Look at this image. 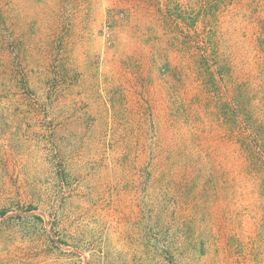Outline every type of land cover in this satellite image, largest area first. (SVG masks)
<instances>
[{
  "label": "rangeland",
  "instance_id": "obj_1",
  "mask_svg": "<svg viewBox=\"0 0 264 264\" xmlns=\"http://www.w3.org/2000/svg\"><path fill=\"white\" fill-rule=\"evenodd\" d=\"M0 264H264V0H0Z\"/></svg>",
  "mask_w": 264,
  "mask_h": 264
},
{
  "label": "built area",
  "instance_id": "obj_2",
  "mask_svg": "<svg viewBox=\"0 0 264 264\" xmlns=\"http://www.w3.org/2000/svg\"><path fill=\"white\" fill-rule=\"evenodd\" d=\"M113 13L109 14V17L106 19V21L103 24L102 27V32H103V36L107 39V40H112L113 39V32H114V20L112 18Z\"/></svg>",
  "mask_w": 264,
  "mask_h": 264
}]
</instances>
